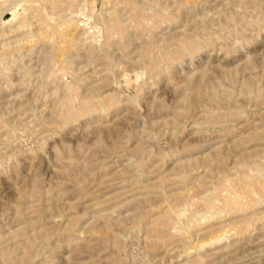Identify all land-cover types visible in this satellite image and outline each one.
<instances>
[{"label": "rangeland", "instance_id": "obj_1", "mask_svg": "<svg viewBox=\"0 0 264 264\" xmlns=\"http://www.w3.org/2000/svg\"><path fill=\"white\" fill-rule=\"evenodd\" d=\"M0 264H264V0H0Z\"/></svg>", "mask_w": 264, "mask_h": 264}]
</instances>
